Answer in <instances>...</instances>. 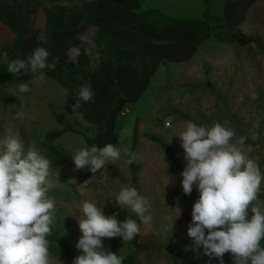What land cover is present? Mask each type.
<instances>
[{"label":"rangeland","instance_id":"1","mask_svg":"<svg viewBox=\"0 0 264 264\" xmlns=\"http://www.w3.org/2000/svg\"><path fill=\"white\" fill-rule=\"evenodd\" d=\"M224 2L142 0V10L153 5L164 15L176 19L205 20L206 14L222 19ZM61 4L68 2L64 0ZM257 4L258 8L251 13L247 25L243 24L238 32L259 38L264 48V0H259ZM35 23L38 28H45L43 11L36 15ZM93 32L95 29L86 35L93 46V66H96L103 53L91 38ZM13 39L14 33L0 24V63L6 62V50ZM31 78L30 75L0 83V90L19 100V104L8 109L0 105V141L9 135H18L26 150L34 148L41 154L40 144L45 134L62 128L55 116L57 114L67 119L79 132L66 133L55 142L58 148L73 155L76 148L87 145L84 136L95 135V127L77 112L73 113L66 90L48 77L43 84L31 83L30 93L17 95L16 84L28 82ZM136 121L139 126L135 162L141 165L136 183L132 181L131 166L125 164L123 158L114 164L109 163L107 169L94 175L87 170H74V164L49 173V196L55 199L57 208L51 235L58 227L61 228L63 233L60 238L64 243L73 248L76 256L82 254V250L76 248L82 235L77 223L82 216V203L95 202L102 206L105 215L119 212L118 219L123 220L128 213L114 203L115 194L121 186L132 185L151 203L149 214L152 216V227L146 229L142 225L140 235L130 243L122 242L118 237L109 239L104 243L107 249L126 259L136 245V264H220L219 260L204 256L202 248L193 251L194 242L187 235V226L194 202L184 207L177 205V193H183L180 174L185 167L178 136L189 121L206 127L228 121L235 130L236 140L245 137L246 153L264 171V53L255 45L240 48L225 38L220 40L212 36L190 61L161 65L144 96L130 108V113L118 118L116 128L119 136L125 128H130L132 133L128 137H119L118 148L132 151ZM150 136L168 145L171 158L160 145L150 140ZM170 177L172 180L169 182ZM263 196L264 189L255 202L262 208ZM179 208L182 214L175 220ZM73 227L76 229L73 230ZM50 252L53 264L59 261L66 264L60 245L50 243ZM224 264H232L229 254L224 256Z\"/></svg>","mask_w":264,"mask_h":264},{"label":"clouds","instance_id":"2","mask_svg":"<svg viewBox=\"0 0 264 264\" xmlns=\"http://www.w3.org/2000/svg\"><path fill=\"white\" fill-rule=\"evenodd\" d=\"M77 39L81 43L72 45L67 53L73 61L81 54H91L90 48L82 49L90 43L89 36L78 34ZM37 40L47 45L50 37L41 33ZM49 55L46 47L38 46L26 59L8 63L7 72L14 77L29 73L32 77L16 84L17 95L30 93L31 83L40 85L47 80L45 70L54 68L56 61L54 58L49 64ZM93 97L89 86L81 87L78 99L71 105L73 113L81 102H90ZM131 134V129L125 128L120 136ZM178 137L185 161L180 174L183 193L191 195L194 188L199 193L187 226L193 251L202 248L204 256L215 258L220 264H224L226 254L232 264H264V208L255 203L264 189V171L246 153L245 137L236 140L228 121L211 127L189 121ZM122 158L131 165L136 154L129 148L107 143L103 147H78L71 160L74 170H87L94 175ZM51 165L52 160L34 148L26 150L18 135L0 141V264H53L48 237L57 208L55 199L49 196ZM114 203L126 210L125 219H118L119 212L105 215L102 206L95 202L82 203V216L77 219L82 235L76 243L82 254L72 264H123L125 257L108 250L104 240L118 237L130 243L140 235L142 225L151 229V203L135 186H121ZM181 214L179 208L175 220Z\"/></svg>","mask_w":264,"mask_h":264},{"label":"trees","instance_id":"3","mask_svg":"<svg viewBox=\"0 0 264 264\" xmlns=\"http://www.w3.org/2000/svg\"><path fill=\"white\" fill-rule=\"evenodd\" d=\"M1 0L0 24L14 33V39L6 50V62L0 63V83L23 79L28 75L14 77L7 72V65L14 59H26L38 46L48 49L49 64L55 58V67L46 69V76L66 90L70 105L78 99L79 90L89 86L94 97L90 102H81L76 111L95 127L93 137L84 136L88 146L103 147L107 143L118 146L117 120L147 92L152 79L163 63L182 64L190 61L199 48L212 36L236 44L240 48L257 46L264 53L262 42L253 36H244L238 27L245 23L248 13L258 0H225L224 15L216 19L206 14L205 20L176 19L156 9L142 10V0ZM43 11L46 25L42 30L36 26L35 17ZM91 38L102 50V59L93 66L92 52L81 54L76 62L68 58V49L79 45L78 34L94 30ZM43 33L50 37L47 45H41L37 36ZM90 48L91 44L82 46ZM19 100L0 90V105L8 109ZM62 124L59 130L45 134L41 142V155L52 160L50 173L72 165V155L58 148L55 142L64 134L79 133L63 116L55 114ZM138 121L134 124L132 152L138 142ZM24 138L27 137L25 132ZM171 158L168 145L154 136L149 137ZM29 145V144H26ZM132 181L137 182L141 165L132 163ZM199 197L196 189L191 195L177 193V205L195 202ZM264 199V196H263ZM76 228L73 227V230ZM79 229V228H78ZM61 228L48 237L50 243L60 245L66 264H72L76 253L60 238ZM109 239H105L104 243ZM115 245V242H113ZM135 245V244H134ZM112 247H115L112 245ZM123 264H136L137 248ZM107 248V247H106ZM109 250V248H108Z\"/></svg>","mask_w":264,"mask_h":264},{"label":"crops","instance_id":"4","mask_svg":"<svg viewBox=\"0 0 264 264\" xmlns=\"http://www.w3.org/2000/svg\"><path fill=\"white\" fill-rule=\"evenodd\" d=\"M146 1H148V0H146ZM259 2V0L252 6V8L250 9V11H249V13H248V16H247V19H246V21H245V23H244V25L246 24L247 25V22L249 21V19H251V13L253 12V10L254 9H256V8H258V3ZM151 9H156L153 5H151ZM157 10V9H156ZM161 12V11H160ZM243 25V24H242ZM241 25V26H242ZM240 26V27H241ZM240 27H238V29L240 28ZM237 29V30H238ZM247 29V28H246ZM93 47V46H92Z\"/></svg>","mask_w":264,"mask_h":264},{"label":"built area","instance_id":"5","mask_svg":"<svg viewBox=\"0 0 264 264\" xmlns=\"http://www.w3.org/2000/svg\"><path fill=\"white\" fill-rule=\"evenodd\" d=\"M128 113H129L128 109L123 112V114H128Z\"/></svg>","mask_w":264,"mask_h":264}]
</instances>
